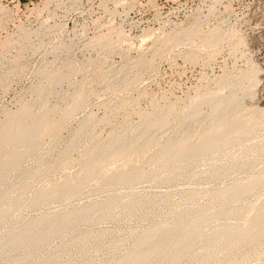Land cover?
I'll list each match as a JSON object with an SVG mask.
<instances>
[{"label": "bare ground", "instance_id": "obj_1", "mask_svg": "<svg viewBox=\"0 0 264 264\" xmlns=\"http://www.w3.org/2000/svg\"><path fill=\"white\" fill-rule=\"evenodd\" d=\"M210 1L217 3L220 0ZM213 5L209 9L212 10ZM0 9H5L1 2ZM200 13H197L194 24L189 28L182 30L176 27L177 29L172 32H166L163 36L158 35L159 38L155 39L154 51L152 48V57L145 56L134 62L132 60L131 63L126 62L122 68L113 70L111 73L106 71L103 73V71V74L99 73L102 63L96 66L100 71L97 74L98 78L95 76L97 80L94 79L96 82L103 83L112 77L114 81L109 83L110 79L105 87L103 84L104 88L101 86L104 90L114 93L126 89L129 91L131 86L137 84L136 82L144 74L143 71L155 66L157 56L161 57L170 50V47L171 49L177 47L175 43L180 42L187 41L188 45L190 43L196 47V49H190L189 53L187 51L185 53H188L189 56H187L193 61L201 58L204 47L208 48L212 45L217 47L215 44L221 42L226 36L223 29L218 26H211L206 32L201 33ZM112 29L118 34L117 39H114L113 35L108 37L105 33H101L92 37L91 41L87 42L88 45L100 46L105 51L106 57L115 49L117 51L122 40L126 41L129 38L126 39L127 35L123 34L120 27L114 25ZM32 32L26 31L25 36L23 35L24 39L29 41ZM149 32L153 35L151 30ZM173 43L174 47H172ZM11 44L12 41L9 39L4 45L8 47ZM29 44H31L30 41ZM21 46L17 54L19 58L28 46L30 47L27 43ZM215 52L217 53L216 50H211L208 54L209 58H212ZM74 64L72 61L65 63L66 70L68 69L66 72L61 67L51 68L44 74L46 83L36 84L35 91L39 94L44 93L47 97V94L54 92L53 89L48 88L50 84L72 80L73 73L91 66L90 64L75 67ZM17 68L11 66V70L7 69L6 75L11 74L13 70L17 72ZM247 68L245 71L240 70L239 74H232L225 70L226 72L215 80L218 86L216 89H200L195 96L190 97L188 103L182 106L176 103L159 104L156 101L151 111L141 112L142 119L138 124L131 126L129 124L131 120L127 119L124 126L122 123L124 127L121 128L122 132L118 130V132H110L107 141H102L103 138L99 142L97 140L94 144H90L89 147H83L81 143L86 138L93 140L96 137V125L99 122L109 123L112 116H115V112L114 114L111 112L126 104L127 97L125 96L124 99L121 97V102L117 104L109 105L108 102L109 108L107 104L106 108L110 110L99 119L91 114L93 112L90 110L91 112H88V115L85 114L83 119H81L83 116L79 118L80 126L74 134L72 132L68 145L63 150L59 148L62 151H59L57 155L54 153L59 150L57 147L62 139L60 130L66 127L72 115L80 110L83 111V107L86 108L88 100L92 98L90 96L97 90V83L96 87L88 89L90 78L87 76L88 80H82L75 93L70 91L73 94L66 99L67 101L64 100L65 103L67 102L64 105L44 100L35 106L33 100L36 97L31 100L32 102H23L15 112L6 111L5 119L0 124V264H81V262L85 264H248L251 259L256 260V264H264L262 262L264 258V199L260 202L250 200L252 197L259 198L264 195V166H260V169L254 172L259 163H264V139L263 143L253 141L247 143L251 136L253 138L261 132V129H264V107L244 104L245 96L256 94L259 77L256 64H251ZM93 88L95 91L92 90ZM226 88H229L227 92L224 91ZM104 90L101 89L103 94L107 92ZM59 92L56 93L59 94ZM101 92L99 91L100 94ZM205 107L208 108L207 111L204 110ZM84 113L85 111L82 115ZM197 121L200 122V126L196 129L183 128L187 122ZM173 126L175 129L178 127L177 133L173 136L170 134L171 137L161 143L162 139L155 135V130ZM98 132L97 134H100ZM262 133H264L263 130ZM154 147H157L156 150L150 154V150ZM75 150L80 152L81 168L73 176L59 179L60 181L54 180L53 175L60 168L70 164ZM210 155L217 161L219 159L222 161L219 160L218 163L213 161L214 164L212 163L208 169L206 167V174L202 177L203 174L201 175V172H197L198 168L197 171L195 168L200 163L206 162ZM215 165L221 168L217 174H213L212 171ZM241 172L247 175L241 174L242 177L233 178L232 183H226L227 185L224 186L204 187L202 184L205 183L198 181V179L218 180L222 176L234 173L238 176L237 173ZM16 176L19 178L16 191L10 192L8 186ZM181 179H194V181L196 179L198 182L195 181V186H190L189 189L185 186L187 190L182 189L183 197L177 202H174V199L171 201V195L163 192L162 189H160L161 192L140 194L141 192L137 193L139 189L135 192L134 188V185L141 181H152L158 185L163 183V187L164 184H175ZM88 185H93L91 194L93 192L96 194L100 190L104 192V189L115 191L116 188L119 190V187L120 190L121 187H125L129 191L125 194L111 191L112 193L109 192L105 199L90 202L91 198L89 202L84 203V201L83 205H72V201L82 197ZM133 188L135 190H132ZM86 194L89 195L88 191ZM104 195L101 194L102 197ZM83 196L87 197L85 194ZM202 198H206V201L204 199L205 203L199 205ZM54 202H62L65 206L60 211L36 214L37 216L30 218L23 215L25 211L27 213L28 210L47 208ZM156 210L163 212L159 215L155 214L156 219L150 224L147 222L148 226L144 229L138 226L132 228L130 226L129 229H122L120 226L94 227L103 221L108 222L107 220H113L114 225L129 220L131 222L135 220L136 223H138L136 220L145 219L146 221V218L152 217ZM109 237L110 241L100 243ZM102 249L107 251L106 257L102 255V252V256L97 259L95 255Z\"/></svg>", "mask_w": 264, "mask_h": 264}, {"label": "rangeland", "instance_id": "obj_2", "mask_svg": "<svg viewBox=\"0 0 264 264\" xmlns=\"http://www.w3.org/2000/svg\"><path fill=\"white\" fill-rule=\"evenodd\" d=\"M220 1H221V4H220ZM220 1L216 3V2H211L210 0H104V1L102 0H75V2L74 0H52V1L51 0H0V2L5 7V9H0V17H1L0 18V81L2 79V81L0 82V124L5 119L6 111L10 113L15 112L19 109V107L21 106L23 102H27V101L32 102L31 100L35 99L36 97L37 98L33 100L34 101L33 103H35V106L36 105L38 106L40 102H43L44 100L51 101V103H58L59 105L66 104L67 102L65 103L64 100H66L73 93H75L79 89L78 85L82 82V80L85 81L84 79H86V77L88 76L90 80L88 79L86 80L90 81V83L92 81L93 82L95 81L94 84L92 83L93 85L90 83L89 85H87L88 89H91L92 87H96L98 85L96 88L97 90L95 92L96 94L95 93L92 94L93 96L92 95L90 96L92 98L89 97L90 100L88 101L90 103L88 102L87 104L90 107H88V105H86V108L83 107V111L82 110L78 111L79 115L77 112H76L77 114L74 113L75 115L71 116L73 121L71 120V117H70V120H69L70 122L68 121L66 125L67 128L65 126L62 127L63 129L61 128L62 130H60V138L62 137L61 139L62 141L60 140L59 147H57V149L60 148L63 150L68 145L67 143L70 142L72 138L71 136L74 134L76 129L80 126L79 120L83 119L84 116L88 115L92 111L93 113L91 114L95 115V117L96 118L98 117L97 119H99L100 116L103 117V115H105L110 110L108 109L109 108L108 106L110 104L112 105L114 103L116 104L120 103L121 97L123 99L125 98V96L127 97L125 98L127 100L126 104H124L122 107H120L116 111L111 112L113 114L115 112L114 114L115 116H112L109 123L99 122L98 125H96V129H95L96 137L93 140L89 138L90 141L88 138H86L81 143V146L89 147L95 142H97V140L99 142V140H102L104 138L102 141H107L110 136L109 134L110 132H113V131L122 132L123 129L121 130V128H124L123 126L125 122L127 121V119L131 120V122L129 121L130 122L129 124L131 126L138 124L142 119L141 112L146 111V110L151 111L156 101L159 104L176 103L182 106L188 103L190 97L195 96L200 91V89H206V88H210L212 90L216 89L218 86L217 84H215L217 83L215 80H217V78L220 75L224 74L227 70L229 72H232V74H239L240 70L245 71L246 69H248L247 67H249L251 64L253 65L256 64L258 68L259 77H258V85L256 87L257 92H255L256 94H254L253 96L252 95L245 96L243 101L245 105L254 104L260 107H264V0H223V1L220 0ZM211 3L212 5L214 4L213 5L214 7L212 10L209 9V8H212ZM196 8H200V9H196ZM198 12L199 13L201 12L200 17L202 18V19L200 18L201 19L200 20L201 21L200 23L201 33L206 32L211 26L212 27L218 26L223 29V31L225 32V36H226L221 40V42L219 41L218 43L215 44L217 45V47L214 45L209 46L208 48L204 47L205 49L206 48L207 49L205 50L203 48L204 53L202 54L204 55L201 54L200 55L201 58L197 59L198 61L197 60L193 61L190 57H188L189 51H191L192 48L196 49L195 46L193 47L190 43L188 45L187 41L183 43L180 42L179 44L175 43L176 45L173 43L172 47H174V45L177 47L172 48V49L170 47V50L167 53L163 54L164 56L161 55V57L159 56V58L157 56L156 61H155V66H153L154 69L150 68V69H147V71H143L144 74H142L143 77L141 76L142 79L140 77L139 81L136 82L137 84H134L133 86H131V88H129L130 89L129 91L128 89H126L127 90V91L125 90L126 92L122 91L119 93H114L109 90H104L103 88L105 87L106 82H109L110 79L111 80L109 83L114 81L113 80L114 78L112 77H110L109 80L103 83L98 82V81L96 82L97 80L96 78H98L97 74L100 70L101 71L99 73H102L103 71H104L103 73H106V72L111 73V71L113 70H118L119 68H122L126 62L131 63L132 60H133L132 62H134L138 58H142V57L145 58V56L147 58L152 57L153 55L152 53L154 51V45L156 46L155 39L157 40L159 36H163V34H165L166 32L167 33L172 32L176 30L177 28H180L182 30L184 28H189L190 26L194 24L195 17ZM111 13H113V15ZM114 25L116 27H120L123 34L125 36L127 35L126 39L127 38L129 39H127L126 41L125 39L122 40V44L120 43V46L118 47L117 51L115 49V51H113L111 54H108L106 57L105 51L102 50L100 46L92 47V46H89L87 42L91 41L92 37L94 38V36H97L98 34H101V33L102 34L105 33L107 36L109 35L110 37L113 35L114 37L113 36L112 37L114 39H117L118 34L113 32V29H112ZM50 27H51V30H50ZM150 30L151 32H153V35H151L152 33L149 32ZM26 31L35 32V33L32 32L30 36L31 38H29V41L31 44H29L28 39L26 40L24 39ZM226 32H228L227 35H226ZM143 36L146 38H144ZM230 36H232L231 39H230ZM9 39L12 41V44L6 47L4 44ZM240 40H243V41L239 43L238 41ZM59 42L61 43V46ZM236 42L238 44H236ZM25 43H27V45H30V47L28 46V49L19 58L17 54L19 53L21 49L20 47L23 46V45L21 46V44H25ZM59 46L60 48L61 47L62 48L60 49ZM65 46H69V47L67 48ZM152 48H153V51H152ZM211 50H216L217 53L215 52L214 53L215 55L212 56V58H209L208 54ZM186 51L188 52L187 54H185ZM205 51H207L206 52L207 54L205 53ZM124 55L128 57L129 61L128 59H126ZM16 56L17 58H15ZM103 57H104V60H102ZM16 59L20 61H17ZM66 59H67V62L72 61L73 63H75L74 64L75 67H79L80 65L89 66L92 63V61L94 63L91 64L92 68H90L91 66H89V68L85 69L87 71L88 70L90 71V72L86 71L87 74L85 70H81L82 72L79 71L77 73L76 72L73 73L72 80H65L59 84H54V85L50 84L49 85L50 87L48 86V88L53 89L54 92L52 94L50 93L49 95L47 94V97L45 96L46 94L44 93H41V94L37 93L35 91L36 84L39 85L40 83H44V82L46 83V77L44 76V74L50 71L51 68L53 69V68L61 67V69L64 72L68 70V69L66 70V65H65V63H67ZM96 60L98 61L96 62ZM14 63L17 65H15ZM84 63H87L88 65ZM22 64L23 65L25 64L26 68ZM61 64L63 65V67ZM99 65H101L100 70H98L97 69L98 67H96ZM11 66L12 68L14 66L18 67L17 68L18 71L15 72V70H13L16 74L13 71H11L12 72L11 74L9 73L6 75L7 69L11 70ZM39 67L40 68L42 67V68L40 69ZM94 67L96 68L97 72H95L96 70ZM22 69H24V71ZM42 71L43 72L45 71V72L43 73ZM6 76L7 78H5ZM213 81L215 82L213 83ZM70 82L71 83L73 82V84H71ZM74 82L75 83L77 82L76 85H74L75 84ZM103 84H104V87H103ZM209 84L211 87L209 86ZM201 86L203 87L201 88ZM101 89L104 90L105 92L107 91L108 94L107 92L103 94V91L101 92ZM65 90H67L66 92L69 91L68 92L69 94L68 93L66 94ZM92 90L95 91V88H93ZM98 90L102 94H100ZM228 90L229 88H226L224 91L227 92ZM55 91L57 93L59 92V94L61 95L57 94ZM63 91L65 93H63ZM70 91H72L73 93L71 94ZM96 95H99V96H96ZM117 96H120V97L118 98ZM116 97L118 100L116 99ZM136 97L139 98V102H138V98L135 99ZM109 98L110 99L112 98L111 103H110ZM102 100L104 102L106 100V102L104 103L102 102ZM132 100L134 101L135 104L133 103ZM108 102H109V105H108ZM129 103H131L130 106H129ZM132 103H133V107H132ZM106 104L108 108H106ZM204 110L207 111L208 108L205 107ZM84 111L85 113L82 115ZM127 117H129L130 119ZM113 118H114V121H113ZM122 123H123V126H122ZM198 126H200L199 121L187 122L183 128L196 129ZM113 128H116V129H113ZM176 129H175V126L166 127V128H162L158 130L156 129L154 133L158 138L160 137L162 139L161 143H163L164 140H166L168 137H171L170 134H172L173 136L175 135V133H177L178 127H176ZM262 130L264 132V129H261V132L253 136V138L256 139V141L251 136L247 143H251V141L263 143L264 133H262ZM97 132L100 134H97ZM259 139L260 140L262 139L261 142ZM61 146L63 148H61ZM156 148L157 147H154L153 149H151L150 154L153 153V151H155ZM60 149L57 150V153L55 151L54 155L59 154L60 153L59 151H62ZM75 152H73V155L71 156V162H70L71 165L69 164L66 167L60 168V170H58L53 175L54 180L60 181L67 176H73L81 168L80 165H82L81 163L82 161L80 162L79 160L80 152L79 150H75ZM233 152L234 151H232V153ZM237 152L240 153L239 151ZM207 158L209 159H207L206 162L200 163L195 168V170L198 168L197 169L198 171L196 170L197 172H201L200 173L201 175L203 174L202 177L206 174V171H207L205 170L206 167L208 169L212 163L213 164L214 162L218 163L220 160L219 159L217 161V159H215L212 155H210V157L208 156ZM221 161L222 160H220V162ZM208 163L210 164L208 165ZM260 166L263 167L264 163L262 164L259 163L256 166L257 168H255L256 170H254V172L258 171V169H260ZM220 169L221 168L218 165L213 166L212 168L213 174L219 173ZM63 171L65 172V174ZM237 174L238 176H235L236 173H234V174H230L225 177L222 176L221 178H218V180H222L223 182L218 181L217 179H214L213 181L212 180L205 181V179L204 181L203 180L201 181L198 179V181L205 183V184H202V186L204 187H214L216 185L224 186V185L232 183L233 180L238 177L247 175V173L245 172H241ZM202 177L200 176L201 179H203ZM18 180H19L18 176L12 179V182L8 186V191L10 192L16 191V183L18 182ZM191 181H193L194 184L193 182L190 183ZM195 181L197 180L195 179ZM195 181L194 179L193 180L192 179H189V180L181 179L177 181L175 184L174 183L166 184V185L164 184L163 187H162L163 183H161V185H158L157 183H154L152 181L150 182L141 181V182H138L139 184L136 183V185H134V188L136 190L134 188L132 190H135L136 192L139 189L137 193L141 192L140 194H142L143 192V194H147L148 192L150 193L158 192V191L161 192L160 189H162L163 192H168L169 195L172 196V197L170 196L171 201L174 199L173 201L177 202V200L180 201L182 199L183 191H186L192 186L193 187L195 186L196 184ZM151 182L153 184L150 188ZM173 184L174 186H172ZM185 186L187 187V189L185 188ZM145 187H146V190H144ZM121 188L122 189L120 190V187H119L120 191L117 188L115 191L114 190L109 191L108 189L107 191L106 189H104V192H103V190H100L99 192L96 193L98 195L97 197L95 192L91 194L93 185H88L85 190L86 192H84V194L87 197L85 198L83 196L84 194L81 195L82 197L80 196L81 197L80 199L78 197L77 199L74 200L75 202L72 201L73 203L72 205H75V206H80V204L83 205L84 201H85L84 203L89 202L88 200H90L91 198L92 199L90 200V202L105 199L106 196L109 195V192L112 193V192L117 191L118 193L122 192V194H125L129 191L128 188H125V187H121ZM148 189L150 190L147 191ZM173 189L175 190L177 189L176 191L178 192H176ZM87 191L89 195L86 194ZM101 194H105L104 195L105 197L104 196L102 197ZM204 199L206 201V198H202V200H200L201 202H199V205H203L205 203ZM262 199H264V195H262V197H259V198L258 197L250 198V200L252 201L258 200V202H260ZM64 206L65 204L63 205L62 202H54L51 205L47 206V208L45 207L40 210L34 209L33 211L28 210L27 213L31 212L30 214H27L25 211L23 215L25 217L27 215V218H30L31 216L34 217L41 213H50V212L60 211L64 208ZM156 211H155L156 213L154 212V214L151 215L152 217L146 218V221L145 219L142 221L136 220L138 222L136 223L135 220H132V222L131 220H129L126 222L122 221L123 223L122 222L115 223L116 225H114L113 220H110V221L107 220L108 222L103 221L94 227L101 228L102 226L103 228H107V227L111 228L115 226H118V227L120 226V228L122 229H125V228L129 229L130 226L131 228L138 226L139 228L144 229L148 226V224L152 223L153 220L156 219L155 216L163 212L162 210H156ZM110 222H112V224ZM120 224H122L124 227L123 226L121 227ZM99 225L101 226L99 227ZM108 241H110V237L103 239L102 241H100V243L103 242L104 244V243H107ZM101 254L106 257L107 251L105 249H102L101 251H98L96 253L95 257L98 259L99 256H102ZM100 259H102V257H100ZM250 262L252 264L253 262L254 264H256V260L254 259L249 260L248 264H251ZM262 262L264 263V258ZM81 264H85V263L81 262Z\"/></svg>", "mask_w": 264, "mask_h": 264}]
</instances>
